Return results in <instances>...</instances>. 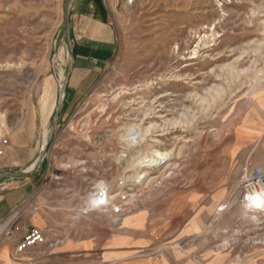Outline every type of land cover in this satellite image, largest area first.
<instances>
[{
  "label": "rangeland",
  "instance_id": "1",
  "mask_svg": "<svg viewBox=\"0 0 264 264\" xmlns=\"http://www.w3.org/2000/svg\"><path fill=\"white\" fill-rule=\"evenodd\" d=\"M65 1L0 0V173L40 158L27 174L30 209L61 199L79 229L123 220L128 264H264V211L242 206L245 169L264 165V130L241 128L264 110V0H103L115 53L60 110L48 144L69 58ZM131 122L148 130L134 149L118 140ZM148 146L170 155L145 168L147 184L122 185L117 208L97 209L96 182L117 195L127 161Z\"/></svg>",
  "mask_w": 264,
  "mask_h": 264
},
{
  "label": "crops",
  "instance_id": "2",
  "mask_svg": "<svg viewBox=\"0 0 264 264\" xmlns=\"http://www.w3.org/2000/svg\"><path fill=\"white\" fill-rule=\"evenodd\" d=\"M69 7L74 64L62 110L69 109L97 85L117 44V30L103 0H70ZM241 128L245 132L264 130V110L247 114ZM36 191L27 175L0 180V264H128V227L122 219L118 223L92 221L79 229L75 218L65 214L66 205L61 199L44 200L31 210L29 200ZM9 225H16L15 236L5 234ZM28 226L41 228L46 239L16 253ZM139 226L137 221L129 228Z\"/></svg>",
  "mask_w": 264,
  "mask_h": 264
},
{
  "label": "bare ground",
  "instance_id": "3",
  "mask_svg": "<svg viewBox=\"0 0 264 264\" xmlns=\"http://www.w3.org/2000/svg\"><path fill=\"white\" fill-rule=\"evenodd\" d=\"M255 80L256 81L251 88V91L254 94L259 92L258 87L261 81L259 76H257ZM58 104V101L54 103L53 110ZM147 132L148 130L143 128L141 125L131 122L130 124H126L123 127L121 132L118 134V140L121 145H124L128 148L133 147L134 149L135 146L132 145L144 141L146 139ZM46 133L47 135L45 137V143L49 138L48 131ZM169 155V153L154 150L151 146H148L147 148H139L138 150L134 151L132 158L127 161V169H130L132 174L130 176H122V184H120L121 190L117 195L112 194L110 183L106 179H101L96 182L94 188L95 193H93L91 197V200L95 203V207L99 210L108 208L110 206L117 208L118 204H116L115 201L122 195V185L127 182L142 185L147 184L149 178L148 173L144 171L145 168H156L164 164V160L168 158ZM39 163L40 158H37V160L31 166L26 168V171H32L36 167L38 168ZM226 206L227 203H225L224 206L220 204L219 208L217 209V214L221 216L224 213ZM242 206L243 211L250 213L252 216H256L260 211H264V189L259 188L254 189V191L245 192Z\"/></svg>",
  "mask_w": 264,
  "mask_h": 264
},
{
  "label": "built area",
  "instance_id": "4",
  "mask_svg": "<svg viewBox=\"0 0 264 264\" xmlns=\"http://www.w3.org/2000/svg\"><path fill=\"white\" fill-rule=\"evenodd\" d=\"M7 138L0 135V156H4L7 152ZM243 184L246 191H254V189H264V168L262 166H251L245 169ZM24 228V226H23ZM7 235L15 236L17 228L14 225H9ZM45 241V234L41 228H27L22 240L16 247V253H22L31 246L40 244Z\"/></svg>",
  "mask_w": 264,
  "mask_h": 264
},
{
  "label": "water",
  "instance_id": "5",
  "mask_svg": "<svg viewBox=\"0 0 264 264\" xmlns=\"http://www.w3.org/2000/svg\"><path fill=\"white\" fill-rule=\"evenodd\" d=\"M70 0H66L63 7H64V37L66 38L67 41V47H68V54L70 56V61L68 64V72L66 73V77L65 80L63 81V86L61 87V89L59 90V94H58V98L57 101L59 102V104L56 106L55 108V114H54V120L52 123V126L50 128L49 133V138L47 140L48 144L50 143L52 136H53V128L55 126V124L58 121V116L60 113V110L62 108L63 105V97H64V92L66 89V84H67V80L69 77V74L72 70L73 64H74V54H73V47H72V38H71V33H70V22H69V15H70ZM40 166V165H39ZM36 170V169H35ZM33 171H26V168H22L21 170H16V171H6V173H1L0 174V180L1 179H6L7 177H13V176H22V175H27L32 173Z\"/></svg>",
  "mask_w": 264,
  "mask_h": 264
}]
</instances>
